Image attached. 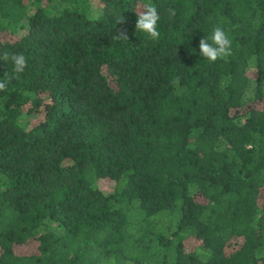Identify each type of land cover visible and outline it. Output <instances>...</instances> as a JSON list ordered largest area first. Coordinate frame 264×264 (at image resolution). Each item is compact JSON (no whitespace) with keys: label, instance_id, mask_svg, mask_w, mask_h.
<instances>
[{"label":"trees","instance_id":"obj_1","mask_svg":"<svg viewBox=\"0 0 264 264\" xmlns=\"http://www.w3.org/2000/svg\"><path fill=\"white\" fill-rule=\"evenodd\" d=\"M0 81V264H264V0H0Z\"/></svg>","mask_w":264,"mask_h":264},{"label":"clouds","instance_id":"obj_2","mask_svg":"<svg viewBox=\"0 0 264 264\" xmlns=\"http://www.w3.org/2000/svg\"><path fill=\"white\" fill-rule=\"evenodd\" d=\"M169 15L174 16L175 11L169 10ZM160 15L157 8L148 4L137 16L135 29L147 34L152 40H157L160 36L158 22ZM232 41L226 31L221 27H215L209 37H203L199 40V54L210 62L231 54ZM195 51V50H193ZM11 61L15 73H22L26 66L27 60L23 54H14ZM5 87V83L0 81V89Z\"/></svg>","mask_w":264,"mask_h":264},{"label":"rangeland","instance_id":"obj_3","mask_svg":"<svg viewBox=\"0 0 264 264\" xmlns=\"http://www.w3.org/2000/svg\"><path fill=\"white\" fill-rule=\"evenodd\" d=\"M96 187L100 188L104 192H110L115 188V183L109 179H99L95 181Z\"/></svg>","mask_w":264,"mask_h":264}]
</instances>
